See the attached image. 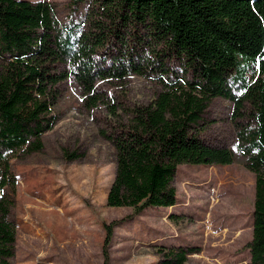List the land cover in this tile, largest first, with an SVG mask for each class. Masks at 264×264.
<instances>
[{"label":"trees","instance_id":"1","mask_svg":"<svg viewBox=\"0 0 264 264\" xmlns=\"http://www.w3.org/2000/svg\"><path fill=\"white\" fill-rule=\"evenodd\" d=\"M84 1L72 0V9ZM132 30L144 31V40L134 39L148 51L124 53ZM112 44L115 53L107 57ZM159 47L184 63L192 79L158 67ZM249 73L256 78L248 81ZM130 75L149 76L163 90L133 111L128 128L106 136L115 150L107 207L132 208L135 216L146 208L136 205L142 165H231L229 149L202 139L205 113L216 98L230 101L236 116L249 105L252 125L238 129L237 148L255 177L249 264H264V0H90L82 19L63 23L46 1L0 0V264H12L15 250L11 160L43 151V136L58 121L57 85L74 79L90 108L99 98L97 83ZM75 154H67L69 161ZM125 219L102 224L103 264L113 228ZM156 251V264H186L198 249Z\"/></svg>","mask_w":264,"mask_h":264},{"label":"rangeland","instance_id":"2","mask_svg":"<svg viewBox=\"0 0 264 264\" xmlns=\"http://www.w3.org/2000/svg\"><path fill=\"white\" fill-rule=\"evenodd\" d=\"M27 1L53 4L62 23L82 19L90 4L85 0L75 11L72 0ZM134 37L144 40V31H131L124 53L148 51ZM156 51V65L169 76L192 79L184 63L165 57L162 47ZM105 53H115L113 44ZM96 88L99 98L89 108L74 79L59 83L58 121L43 136V151L11 160L17 180L12 264H103L102 224L125 218L113 228L109 264H156L157 246L197 248L186 264H249L255 177L238 151L237 132L252 125L251 107L236 116L230 101L216 98L205 113L201 137L229 149L231 165L138 167L136 205L146 208L135 216L132 208L106 205L115 175V150L106 136L128 128L133 111L152 104L163 87L149 76L130 75Z\"/></svg>","mask_w":264,"mask_h":264}]
</instances>
